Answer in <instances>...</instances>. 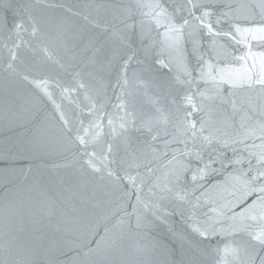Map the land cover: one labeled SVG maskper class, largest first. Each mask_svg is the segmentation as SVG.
Wrapping results in <instances>:
<instances>
[{"label": "water", "instance_id": "95a60500", "mask_svg": "<svg viewBox=\"0 0 264 264\" xmlns=\"http://www.w3.org/2000/svg\"><path fill=\"white\" fill-rule=\"evenodd\" d=\"M200 2L228 35L187 0H0V264H264V92L229 82L260 70L234 57L264 52V0Z\"/></svg>", "mask_w": 264, "mask_h": 264}, {"label": "snow or ice", "instance_id": "6c2138e0", "mask_svg": "<svg viewBox=\"0 0 264 264\" xmlns=\"http://www.w3.org/2000/svg\"><path fill=\"white\" fill-rule=\"evenodd\" d=\"M159 7V5H157ZM5 7H9L8 5H5ZM211 5L207 4V3H203L200 2V0H187V13L189 16L193 17V19H195L196 21L199 22V24L197 25V27H199L200 25H203V29L206 30L209 35H228L227 32H214L213 31V25L212 23L206 22L205 18L211 17L212 13L210 11H207L206 9L210 8ZM262 7H264V5H262ZM196 11H201L202 15L201 16H196L195 12ZM262 19H264V17H262ZM216 23H219V20L216 21ZM191 24V21L188 20L187 18L181 17L179 23H171L168 25L170 28V31H172L173 33L176 34L177 37V44H181L182 41V37H184V28L185 26H188ZM17 29L23 27L22 24H17L16 25ZM238 32L240 31V29H236ZM37 29L35 27H33V32L32 34L35 35L36 34ZM245 31H249L253 33L252 38L254 40L259 39L260 41H264V27L258 28V29H249V30H245ZM259 34L258 36L256 34ZM188 36L191 35V33L187 34ZM194 43V50H195V44L197 42H193ZM264 46V45H261ZM249 47V51L245 54V55H241L238 57H234V59L239 60V61H243L244 64L246 65L248 62V58H254L253 59V67H255L256 65V59L258 58L259 60V72L256 74H253L252 71L250 69L245 68V73L242 77H240V79L238 81L236 80H229L230 83H232L234 86L236 83H246L250 88H254L256 85L260 86V90L261 92H264V52H260V53H256V52H252L251 51V45L248 46ZM202 59V58H201ZM9 67H11V65H9ZM209 68H211V65H209ZM25 79H27V77H25ZM189 102H191L190 98H189ZM193 110H196V106L193 105ZM192 112H188L187 116H191ZM65 123H67L65 121ZM186 123L188 125L187 130L191 132V136L193 139V145L195 147V141L197 138V124L196 121H192V120H186ZM205 130L204 127V122H201L200 125V129L199 132L202 134L203 131ZM260 133H261V140L264 141V124L261 125L260 127ZM80 139V143L83 144L85 143V141L83 140V138H79ZM212 139L213 137L211 135L209 136H203V141L206 142L207 145H211L212 144ZM223 144L225 147L228 146V142L227 141H223ZM262 147H264V144L261 145ZM108 152L111 153V148H108ZM186 155H193L197 161H201L203 159V145H202V150L201 151H195V150H191L188 153H185ZM94 155V154H92ZM219 159V157L217 158ZM104 160H107V157H104ZM217 160L212 159L211 157H209V162L204 163V167L203 168H198L197 172L199 173L200 177L203 178L207 172L206 169H209L212 163H216ZM221 163H223V161H220ZM86 163H89L90 166H92L94 168L95 171H100V168H96L94 165H92L91 162V157L89 159V161H87ZM234 163L236 164H240L241 160L237 159L234 161ZM251 162H249L250 164ZM257 163L259 165V167L257 168H252L250 166L249 171H254L255 175L252 177V181H261V183L259 184L258 187H251L250 186V192H255L259 194V201L261 202V206L262 208H264V153H261V155L258 157ZM185 171H187V165H185L179 172L174 173V180L177 184H179V182L183 179L184 173ZM108 175L111 176L112 172L109 171ZM127 179H129V181L133 184L136 185V177L133 176H127ZM197 179V175L193 174L192 175V180L195 181ZM251 185V182H249ZM168 191H171V189H167ZM177 196L179 199H185V196L180 195L179 193H177ZM253 220L257 219L256 216H252L251 217ZM259 220L261 223V229L260 232L258 234L255 235V239L258 240L260 242L261 245H264V211L261 212V215L259 216ZM195 231L200 232L201 235H205L206 232L201 231L200 228H196L194 229ZM100 243V242H98ZM91 251V249H90ZM221 264H227V261L224 260L221 262Z\"/></svg>", "mask_w": 264, "mask_h": 264}]
</instances>
